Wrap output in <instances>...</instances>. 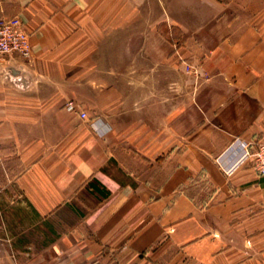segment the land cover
<instances>
[{
    "label": "crops",
    "instance_id": "1",
    "mask_svg": "<svg viewBox=\"0 0 264 264\" xmlns=\"http://www.w3.org/2000/svg\"><path fill=\"white\" fill-rule=\"evenodd\" d=\"M12 16L31 57L0 58V264H264V176L216 162L264 133V0Z\"/></svg>",
    "mask_w": 264,
    "mask_h": 264
},
{
    "label": "built area",
    "instance_id": "2",
    "mask_svg": "<svg viewBox=\"0 0 264 264\" xmlns=\"http://www.w3.org/2000/svg\"><path fill=\"white\" fill-rule=\"evenodd\" d=\"M4 56H17L19 68H24L31 57L29 34L17 16L0 18V58ZM65 108L71 112H78L82 119H87L86 112L78 109L73 101H67ZM91 125L95 129L98 126H105L97 121L92 122ZM227 150H232L236 154L231 164L224 163L220 157L216 158L224 174L229 176L240 166L251 163L257 174L264 176V133L250 141L235 139Z\"/></svg>",
    "mask_w": 264,
    "mask_h": 264
}]
</instances>
